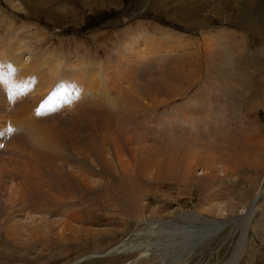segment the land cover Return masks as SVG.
<instances>
[{
  "label": "rangeland",
  "instance_id": "obj_1",
  "mask_svg": "<svg viewBox=\"0 0 264 264\" xmlns=\"http://www.w3.org/2000/svg\"><path fill=\"white\" fill-rule=\"evenodd\" d=\"M263 25L264 0H0V264H168L191 229L171 264L244 236L264 264Z\"/></svg>",
  "mask_w": 264,
  "mask_h": 264
},
{
  "label": "bare ground",
  "instance_id": "obj_2",
  "mask_svg": "<svg viewBox=\"0 0 264 264\" xmlns=\"http://www.w3.org/2000/svg\"><path fill=\"white\" fill-rule=\"evenodd\" d=\"M248 1V0H247ZM254 2V1H253ZM249 3V2H248ZM251 4V3H250ZM252 4H254V3H252ZM249 5V4H248ZM251 6V5H250ZM263 15V14H262ZM261 15V16H262ZM261 18V17H260ZM261 20V19H260ZM260 24H262V23H260ZM264 26V25H263ZM263 26H260V27H262L263 28ZM257 27H259V25H257ZM223 38V37H222ZM141 50V49H140ZM141 52H142V50H141ZM220 52H221V50H220ZM218 53V52H217ZM215 54V53H214ZM221 54H223V55H226V54H224L223 52H221ZM216 55V54H215ZM218 55V54H217ZM50 56V55H49ZM52 56V55H51ZM47 60V59H46ZM53 60V59H52ZM264 60V59H263ZM43 61V60H42ZM49 61V60H48ZM83 61V60H82ZM221 62H222V64L223 65H228L231 69H233V67H234V65L232 64L233 62L232 61H230V59H227V60H225V59H221L220 60ZM255 62H256V60H254ZM40 63H41V61H40ZM52 63V62H51ZM56 64V63H55ZM255 64H257V63H254L253 65H254V67L256 66ZM53 65V64H52ZM56 67H57V65H56ZM264 67V66H263ZM51 68V67H50ZM49 68V69H50ZM55 69H57V68H55ZM255 70V72H257V68L256 69H254ZM254 70H253V72H254ZM57 71V70H56ZM217 72H221V69L220 68H218V70L216 71V72H214V73H212V76L216 79L215 81H214V84L215 83H217L216 84V86H219V88H221V90H222V88L224 87L223 85H224V83L225 84H227V78H224L225 76L222 74H220V76H221V79H222V82L223 83H220L219 82V80H218V73ZM31 73V72H30ZM220 78V77H219ZM62 97V96H61ZM222 123V122H221ZM1 128V127H0ZM262 202H264V187H263V190H262V192L260 193V194H258V196L254 199V201H253V204H252V206H251V208L250 209H253V210H255L256 211V213H259V211L261 210V203ZM243 212H246L247 213V215L246 216H244V217H242V219H246L247 218V216L249 215V213H250V210H248V211H243ZM192 215V214H191ZM184 216V215H183ZM194 215H192V217H193ZM206 220V219H205ZM237 219H235V220H232V221H230L231 223H233V222H235ZM247 220V219H246ZM245 220V224H246V226H248V223H249V221L247 220L246 221ZM228 222V221H227ZM222 224V223H221ZM229 224V223H228ZM219 226V227H218ZM226 225H224V227H225ZM216 229H221V228H223V226H221L220 225V223H218L217 224V227H215ZM209 229V228H208ZM214 229V228H213ZM207 229H203V234H200V233H198L197 231V229H191L190 231H192L193 233L191 234V235H189V234H184L183 233V236H184V238H185V236H189L188 237V239L186 238V239H184V240H181L180 242H176V244L175 245H173V248H169V249H167V250H169L170 251V254L166 257V260H165V263H168V264H171V263H173V262H176V258L178 257V254H179V250H185L186 252L185 253H188L189 251H190V248H191V246H193L194 244H196L197 243V241L199 242V241H202L203 239H205V238H208V237H210V236H212V233H214V232H212V231H206ZM168 233H170V232H168ZM196 235H198V236H201V235H203L201 238H199L197 241H195V239H196ZM181 236V235H180ZM172 238V237H171ZM244 240H245V236L242 238V239H240V241H239V243H238V246H237V248H236V250H235V253H233V255H232V259H231V261L235 264L236 263V260L238 259V256H239V252H240V250H241V248L243 247V243H244ZM195 241V243H193ZM122 243V242H121ZM125 245V244H124ZM120 246H122V245H120ZM123 247V246H122ZM125 247V246H124ZM117 248V250H122V248H120L119 246H117L116 247ZM188 248V249H187ZM187 249V250H186ZM120 250V251H121ZM127 250L128 249H126V252H127ZM147 250V249H146ZM115 251V250H114ZM142 251V250H141ZM148 251V250H147ZM163 251V250H162ZM123 252V251H122ZM125 252V251H124ZM129 252V251H128ZM145 252V251H144ZM109 254H112V253H109ZM168 254V253H167ZM154 257H157L156 255L154 256ZM153 257V258H154ZM169 260V261H168Z\"/></svg>",
  "mask_w": 264,
  "mask_h": 264
},
{
  "label": "snow or ice",
  "instance_id": "obj_3",
  "mask_svg": "<svg viewBox=\"0 0 264 264\" xmlns=\"http://www.w3.org/2000/svg\"><path fill=\"white\" fill-rule=\"evenodd\" d=\"M5 68L7 70H5ZM12 71H14V69H12L10 65H0V83L7 85L9 82L8 76L12 73Z\"/></svg>",
  "mask_w": 264,
  "mask_h": 264
}]
</instances>
